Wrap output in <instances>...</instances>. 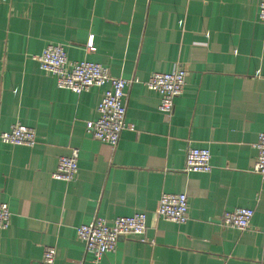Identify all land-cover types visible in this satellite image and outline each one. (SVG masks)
<instances>
[{"label":"crops","instance_id":"1","mask_svg":"<svg viewBox=\"0 0 264 264\" xmlns=\"http://www.w3.org/2000/svg\"><path fill=\"white\" fill-rule=\"evenodd\" d=\"M260 0H0V133L36 130L34 148L0 140V264H91L77 228L95 218L145 213L147 242L121 238L102 264H264V181L254 171L264 132V24ZM93 37L95 52L88 50ZM63 45L69 63L91 61L126 89L127 121L117 146L95 140L87 123L107 87L81 95L59 89L35 56ZM187 71L171 115L145 83ZM189 148L212 155L209 174L187 173ZM79 151V173L53 178L61 156ZM164 193L186 194L184 225L156 213ZM255 212L248 231L225 213Z\"/></svg>","mask_w":264,"mask_h":264},{"label":"built area","instance_id":"2","mask_svg":"<svg viewBox=\"0 0 264 264\" xmlns=\"http://www.w3.org/2000/svg\"><path fill=\"white\" fill-rule=\"evenodd\" d=\"M259 20L264 24V0L259 4ZM88 50L95 52L93 37L88 43ZM41 71L57 79L59 89L69 90L81 95L92 88L107 87L103 99L98 104V118L87 123L89 134L97 141L117 146L125 131L135 132L136 126L127 121L126 89L132 81L114 78L107 68L91 61L69 63L67 51L63 45H50L41 55L35 56ZM188 73L177 68L171 72L154 73L145 83L147 89L160 96L159 111L171 115L176 100L181 97L187 85ZM3 143L34 148L37 145L36 130L30 126L18 124L9 132L0 133ZM257 158L254 171L264 181V132L255 144ZM79 151L75 149L69 156H61L53 178L65 183L75 181L79 173ZM212 155L206 148H189L186 154L185 171L187 173L209 174L213 170ZM157 215L167 221L180 225L188 223L189 199L186 194L164 193L156 211ZM255 212L249 208H235L225 213V227L248 231ZM11 211L7 203L0 202V230H7L11 225ZM147 220L145 213L118 217L112 223L103 218H95L89 224L77 228V237L85 245L91 256V264H102L105 255L115 252L121 238L138 237L147 242ZM57 250L46 247L39 264H55Z\"/></svg>","mask_w":264,"mask_h":264}]
</instances>
